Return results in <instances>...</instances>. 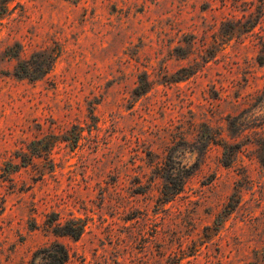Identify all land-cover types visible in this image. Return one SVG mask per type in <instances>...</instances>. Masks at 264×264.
<instances>
[{"label": "rangeland", "instance_id": "rangeland-1", "mask_svg": "<svg viewBox=\"0 0 264 264\" xmlns=\"http://www.w3.org/2000/svg\"><path fill=\"white\" fill-rule=\"evenodd\" d=\"M261 161L264 0L0 6V264H264Z\"/></svg>", "mask_w": 264, "mask_h": 264}, {"label": "trees", "instance_id": "trees-1", "mask_svg": "<svg viewBox=\"0 0 264 264\" xmlns=\"http://www.w3.org/2000/svg\"><path fill=\"white\" fill-rule=\"evenodd\" d=\"M9 1L10 0H0L2 11L7 10V3ZM56 58L57 55L52 56V53H50L49 51L35 53L32 55L31 59L23 60L21 63H19L15 76L18 78H28L30 81H37L45 74L52 71ZM32 71L40 73L38 74V76L33 77L30 75ZM261 162L264 164V161ZM61 251L63 255L61 264H63L66 253L64 252V249Z\"/></svg>", "mask_w": 264, "mask_h": 264}]
</instances>
